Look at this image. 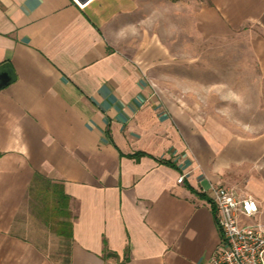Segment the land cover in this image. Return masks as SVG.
Wrapping results in <instances>:
<instances>
[{"label": "crops", "instance_id": "obj_1", "mask_svg": "<svg viewBox=\"0 0 264 264\" xmlns=\"http://www.w3.org/2000/svg\"><path fill=\"white\" fill-rule=\"evenodd\" d=\"M139 7L0 0V65L17 75L0 90V264H212L210 183L254 193L264 214L262 140L201 139L147 74L162 46L110 42L104 27ZM193 15L204 37L246 35L264 76V0H203Z\"/></svg>", "mask_w": 264, "mask_h": 264}, {"label": "rangeland", "instance_id": "obj_2", "mask_svg": "<svg viewBox=\"0 0 264 264\" xmlns=\"http://www.w3.org/2000/svg\"><path fill=\"white\" fill-rule=\"evenodd\" d=\"M202 2L138 0L134 17L104 29L110 42L128 54L135 55L143 44L149 55L152 46H162L164 57L147 74L157 91L180 108L198 137L262 140L256 180L264 187V76L246 35L208 38L198 32L193 14Z\"/></svg>", "mask_w": 264, "mask_h": 264}, {"label": "built area", "instance_id": "obj_3", "mask_svg": "<svg viewBox=\"0 0 264 264\" xmlns=\"http://www.w3.org/2000/svg\"><path fill=\"white\" fill-rule=\"evenodd\" d=\"M184 178L180 175L177 182L182 183ZM205 193L215 207L223 235L212 264H264V221L257 196H239L221 183H210Z\"/></svg>", "mask_w": 264, "mask_h": 264}, {"label": "water", "instance_id": "obj_4", "mask_svg": "<svg viewBox=\"0 0 264 264\" xmlns=\"http://www.w3.org/2000/svg\"><path fill=\"white\" fill-rule=\"evenodd\" d=\"M17 79V75L8 62L0 65V90L4 89Z\"/></svg>", "mask_w": 264, "mask_h": 264}, {"label": "bare ground", "instance_id": "obj_5", "mask_svg": "<svg viewBox=\"0 0 264 264\" xmlns=\"http://www.w3.org/2000/svg\"><path fill=\"white\" fill-rule=\"evenodd\" d=\"M77 2H79L80 4H82L83 6L88 5L92 0H76Z\"/></svg>", "mask_w": 264, "mask_h": 264}, {"label": "trees", "instance_id": "obj_6", "mask_svg": "<svg viewBox=\"0 0 264 264\" xmlns=\"http://www.w3.org/2000/svg\"><path fill=\"white\" fill-rule=\"evenodd\" d=\"M0 155H1V153H0ZM142 155H144V153L139 152V153L134 154V156H136V158H139ZM161 162H163V161H161ZM63 197H65V196H63Z\"/></svg>", "mask_w": 264, "mask_h": 264}]
</instances>
